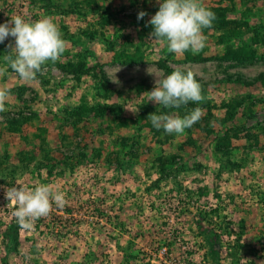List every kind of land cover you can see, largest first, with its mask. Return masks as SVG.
Masks as SVG:
<instances>
[{
  "label": "rangeland",
  "instance_id": "1",
  "mask_svg": "<svg viewBox=\"0 0 264 264\" xmlns=\"http://www.w3.org/2000/svg\"><path fill=\"white\" fill-rule=\"evenodd\" d=\"M200 2L215 14L228 8L239 36L205 28L204 55L189 60L149 38L157 0H0V23L48 17L66 41L35 79L11 68L0 75V87L11 90L0 112V264H264V89L227 83L256 81L264 46L242 61L214 57L228 44H250V29L264 32V0ZM10 42L0 44V66ZM121 49H142L147 61L113 60ZM160 61L192 71L208 87L205 99L172 109L149 101L148 71L170 74ZM196 107L203 116L183 134L147 118ZM37 184L62 192L66 203L53 202L48 216L21 228L14 248L3 236L17 205L4 188Z\"/></svg>",
  "mask_w": 264,
  "mask_h": 264
},
{
  "label": "clouds",
  "instance_id": "2",
  "mask_svg": "<svg viewBox=\"0 0 264 264\" xmlns=\"http://www.w3.org/2000/svg\"><path fill=\"white\" fill-rule=\"evenodd\" d=\"M158 10L147 21L153 28L150 39L164 41L167 51L182 54L190 51L193 55L200 53L206 46L205 28H211L215 13L204 7L200 0H157ZM147 13L141 10L137 19H143ZM9 37L14 43L7 45L3 56L4 66H0V75L11 68L25 80H33L38 73H43L44 66L49 62H57L66 51L59 26L51 18L43 17L36 20L26 19L20 15L11 16L0 23V44ZM154 75V87L149 94V101L164 108H180L189 102L200 103L205 97L202 87L195 79L192 71L185 72L181 68L174 69L170 74ZM118 83L117 80H113ZM11 94L7 87H0V112L6 111V101ZM203 116L201 108L196 107L181 117L178 114L150 113L148 119L157 130L163 129L166 134H183L187 128L197 123ZM8 201L17 207L13 213L18 225L30 230L34 222L50 214L53 202L63 207L66 203L62 192H53L47 184H37L33 188L14 186L4 188Z\"/></svg>",
  "mask_w": 264,
  "mask_h": 264
},
{
  "label": "trees",
  "instance_id": "3",
  "mask_svg": "<svg viewBox=\"0 0 264 264\" xmlns=\"http://www.w3.org/2000/svg\"><path fill=\"white\" fill-rule=\"evenodd\" d=\"M215 10L218 12L215 14V20L213 21L212 27H215L218 29H224V28L230 27L233 29V33H235V34H233V36L235 35L236 37H238L239 32L237 31L236 28H234V24H237L239 22L236 19L235 20L226 19V13L228 11V8H218ZM250 30L254 31V34L251 36V39H252L251 43H253V45L251 43L250 44L249 43L248 44H242V45H235V44L231 43V44L226 45V48L223 52L217 53L214 57L215 58L218 57V58H226V59L242 61L243 59L254 58V57L258 56L259 51H258L256 45L259 46V45L263 44V46H264V32H258V30L255 28L250 29ZM249 32L250 31L247 30V32H244V33L248 34ZM204 51L205 50H203L200 53L195 54V55H193L191 52L187 51L186 57L189 60H199L203 57ZM112 59L117 61V62L128 63V64H130V63H144L147 61L146 54H145L144 50H142V49H137L136 51H133V52L127 51L126 49H121V50L116 51L113 54ZM59 65L65 67V68H72L73 67L70 62L69 63L61 62V63H59ZM159 65L170 73L173 71V68H171L165 61H160ZM184 71L187 72V70H184ZM194 76H195V74H194ZM100 77H102L104 79L106 78V73L101 69H100ZM195 79L197 80L196 76H195ZM254 80H256V81L245 82V81H243L242 77H237L234 80H231V79L228 80L227 83L229 84V86L238 87V86H240L239 84L243 85V83L245 85L252 86V85H256L255 84L256 82H259L261 87L264 89V72L260 73V75L257 76V78ZM200 85L202 87V93H208V87L202 83H200ZM205 102H206V104H209L210 100H205ZM192 105H193V103H192ZM109 107L110 106H105V107L100 108L98 114L101 113V116H105L107 109ZM236 107H241L242 109L243 108L244 109L245 108L251 109L253 107V104L248 105L247 107H245V106L242 107L239 103H237ZM233 112H235V110H233ZM233 112L230 114L228 119H230V120L234 119L235 113H233ZM83 113H85L84 108H82L81 111H78L80 118L82 116H84ZM20 229H21V227L18 225L16 219H14L10 223L9 227L7 228V230L3 236L4 242L6 243L8 241V243H9L10 241H12V242H14L13 247L17 248L18 242L20 240Z\"/></svg>",
  "mask_w": 264,
  "mask_h": 264
}]
</instances>
